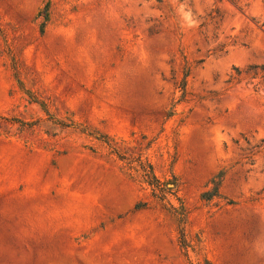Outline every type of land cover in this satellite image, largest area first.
I'll return each mask as SVG.
<instances>
[{
    "label": "rangeland",
    "instance_id": "1",
    "mask_svg": "<svg viewBox=\"0 0 264 264\" xmlns=\"http://www.w3.org/2000/svg\"><path fill=\"white\" fill-rule=\"evenodd\" d=\"M261 68L264 0H0V264H264Z\"/></svg>",
    "mask_w": 264,
    "mask_h": 264
},
{
    "label": "trees",
    "instance_id": "2",
    "mask_svg": "<svg viewBox=\"0 0 264 264\" xmlns=\"http://www.w3.org/2000/svg\"><path fill=\"white\" fill-rule=\"evenodd\" d=\"M47 7H48V4H46L45 8H47ZM261 69H264V68H261ZM236 71H237V70H236ZM216 186H218V185H216ZM216 188H217V187H216ZM216 188H215V189H216Z\"/></svg>",
    "mask_w": 264,
    "mask_h": 264
}]
</instances>
